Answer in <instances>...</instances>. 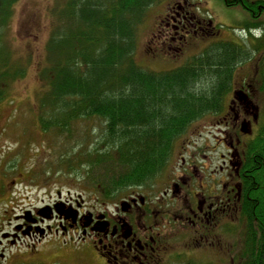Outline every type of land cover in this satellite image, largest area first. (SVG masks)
Wrapping results in <instances>:
<instances>
[{"label":"trees","instance_id":"obj_1","mask_svg":"<svg viewBox=\"0 0 264 264\" xmlns=\"http://www.w3.org/2000/svg\"><path fill=\"white\" fill-rule=\"evenodd\" d=\"M15 1L1 0L0 8L11 11ZM159 1L52 2L51 12L58 24L51 28L46 67L40 74L47 89L41 106L47 110L39 119L44 132L67 134L70 141L81 134L71 141V150H79L71 152L65 145L59 164L77 177H92L104 200L121 198L162 178L193 125L204 117L216 116L217 124L223 125L237 69L264 46V38L249 43L252 49L221 40L179 67L146 68L136 61V31L148 9ZM223 2L248 12L249 30L264 29L259 13H252L264 0ZM5 22L0 17L1 34ZM4 55L0 48V68L4 70L0 82L24 76L21 64L23 70L10 64L4 67ZM4 95L0 93V99ZM258 144L263 147L264 140ZM263 173L264 166L254 171L257 185L249 207L264 220ZM258 251L247 247L250 264H264V245Z\"/></svg>","mask_w":264,"mask_h":264},{"label":"flooded vegetation","instance_id":"obj_2","mask_svg":"<svg viewBox=\"0 0 264 264\" xmlns=\"http://www.w3.org/2000/svg\"><path fill=\"white\" fill-rule=\"evenodd\" d=\"M186 6L187 0L177 2L162 22L177 23L174 28L177 35L183 33L182 39L210 35L211 22L195 21ZM252 10L264 21V5ZM2 39L0 33V43ZM236 84L237 93L228 101L223 122L222 143L214 148L204 144L187 155L163 186L155 183L132 189L111 206L105 201L87 204L81 197H69L63 203L59 194L55 203L45 206L49 207L47 219L39 208L16 216L18 221L10 236L0 239V247L6 241L30 239L36 247L49 241L59 259V241L63 246L71 242L76 244L77 250L70 248L75 253L88 250L82 264L252 263L247 247L259 252L264 245V220L249 207L257 185L254 171L264 166V146H258L264 140V65L255 60ZM220 145L227 148V154L219 152L215 159L219 168L208 172L216 164H207L200 153H216Z\"/></svg>","mask_w":264,"mask_h":264},{"label":"rangeland","instance_id":"obj_3","mask_svg":"<svg viewBox=\"0 0 264 264\" xmlns=\"http://www.w3.org/2000/svg\"><path fill=\"white\" fill-rule=\"evenodd\" d=\"M183 1L161 0L148 9L136 31L135 53L139 64L154 71L169 70L186 63L191 56L201 54L213 42L224 40L242 44L243 40H248L249 29L246 25L251 21L248 12L242 6L227 7L223 0H187L186 8L195 16V21L211 22L209 29L212 32L197 39L190 38L191 36L182 39L183 33L177 35L174 28L177 23H163L162 18L169 12L170 7ZM52 2L56 0H16L2 33L0 48L6 51L4 67L8 64L10 67L14 65V68L22 66L26 72L24 76L7 79V95L0 99V169L2 162L6 169V175L3 174L0 178L1 240L7 235L10 236L8 233L18 221L15 217L29 209H41L42 218L47 219L45 215L48 207L45 206L55 203L59 194L63 203L69 197H81L87 204L90 202L99 205L105 201L111 206L118 199L104 200L92 177H77L70 174L66 167L61 168L60 154L66 152L65 145L71 150V141L81 134H76L70 141L67 134L43 131L39 117L47 110L41 106L47 89L40 74L46 67L50 31L57 23L51 12ZM61 22L64 23L62 20ZM255 57L258 64L264 65V52L253 56L252 62L244 63L237 69L236 83L240 81L246 68L253 64ZM3 71L1 67L0 72ZM217 120L219 118L216 116H206L193 125L187 140L182 143L168 167V172L157 179V186L164 185L170 171L178 168L184 158L187 159V155L201 150L204 144L214 148L218 145L217 142L222 143L225 127L217 124ZM220 146L221 151L201 152L200 158L206 157L207 164L215 163L219 152L222 156L227 154V148ZM78 150L76 148L71 152ZM215 164L216 166L209 167L208 172L219 168ZM34 242L35 240L30 239L16 243L6 241V245L0 247V264H82V257L84 262L87 261L88 250L75 253L72 249L77 250L74 247L76 244L72 245L71 242L63 246L59 241L57 249L62 250L57 256L59 259L50 250L53 245L49 241H44L37 247Z\"/></svg>","mask_w":264,"mask_h":264},{"label":"water","instance_id":"obj_4","mask_svg":"<svg viewBox=\"0 0 264 264\" xmlns=\"http://www.w3.org/2000/svg\"><path fill=\"white\" fill-rule=\"evenodd\" d=\"M45 217H47V216L45 215Z\"/></svg>","mask_w":264,"mask_h":264}]
</instances>
